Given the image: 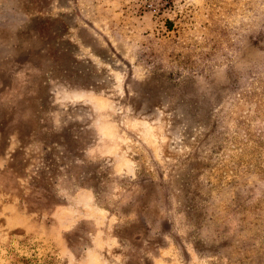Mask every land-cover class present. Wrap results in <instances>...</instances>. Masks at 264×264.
Masks as SVG:
<instances>
[{
    "label": "rangeland",
    "instance_id": "obj_1",
    "mask_svg": "<svg viewBox=\"0 0 264 264\" xmlns=\"http://www.w3.org/2000/svg\"><path fill=\"white\" fill-rule=\"evenodd\" d=\"M0 264H264V0H0Z\"/></svg>",
    "mask_w": 264,
    "mask_h": 264
}]
</instances>
